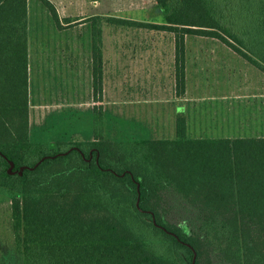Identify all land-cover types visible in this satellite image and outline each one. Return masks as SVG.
I'll return each instance as SVG.
<instances>
[{
  "label": "trees",
  "instance_id": "trees-1",
  "mask_svg": "<svg viewBox=\"0 0 264 264\" xmlns=\"http://www.w3.org/2000/svg\"><path fill=\"white\" fill-rule=\"evenodd\" d=\"M42 2L61 27L55 3ZM156 3L163 22H106L172 32L179 95L188 34L216 38L264 72V0ZM91 18L100 101L103 17ZM29 114V1L0 0V196L19 264H192L195 253V264H264V136L190 137L181 115L174 138H153L102 104L53 113L40 131ZM46 155L8 172L10 160L18 170Z\"/></svg>",
  "mask_w": 264,
  "mask_h": 264
},
{
  "label": "rangeland",
  "instance_id": "rangeland-1",
  "mask_svg": "<svg viewBox=\"0 0 264 264\" xmlns=\"http://www.w3.org/2000/svg\"><path fill=\"white\" fill-rule=\"evenodd\" d=\"M28 1L29 115L34 130L46 123L54 126L53 113L68 116L97 103L91 17L100 15L101 104L124 119L125 126L140 121L153 138H174L177 117L187 120L188 115L190 137L264 136V72L232 48L216 38L188 34L186 86L179 95L174 34L106 22L110 16L163 22L156 0H51L60 13V28L42 0ZM184 94L187 113L177 110ZM108 126H115L111 119ZM14 251L10 201L0 196V264H19Z\"/></svg>",
  "mask_w": 264,
  "mask_h": 264
},
{
  "label": "water",
  "instance_id": "water-1",
  "mask_svg": "<svg viewBox=\"0 0 264 264\" xmlns=\"http://www.w3.org/2000/svg\"><path fill=\"white\" fill-rule=\"evenodd\" d=\"M63 153H65V152H60L59 154H63ZM50 156H52V155H46V156H44V157H42L34 166H26V165H24V166H21L18 170L17 169H14V166H15V164H14V162L12 161V160H10V166H9V168H8V172L9 173H15V172H19L20 174L23 172V170L27 167V168H34L35 166H37L43 159H45V158H47V157H50ZM139 197H138V201H137V203L139 204ZM195 257H196V253H195V255H194V260H193V262H192V264H195Z\"/></svg>",
  "mask_w": 264,
  "mask_h": 264
},
{
  "label": "crops",
  "instance_id": "crops-1",
  "mask_svg": "<svg viewBox=\"0 0 264 264\" xmlns=\"http://www.w3.org/2000/svg\"><path fill=\"white\" fill-rule=\"evenodd\" d=\"M57 12H58V14H59V17H60V13H59V11H58V9H57ZM60 19H61V17H60ZM61 23H62V20H61ZM60 28V27H59ZM102 37H103V32H102ZM102 44L104 45V42H102ZM103 45H102V47H103ZM174 48H175V46H174ZM103 49V48H102ZM78 58V61H79V57H77ZM92 58H93V53H92ZM173 58H175L174 57V52H173ZM77 61V62H78ZM92 61H93V59H92ZM91 73H92V70H91ZM181 97H183V106L182 105H179V106H177V110L179 111V112H186V107H184V104H185V101L184 100H186V97H185V94L183 95V96H181ZM101 99H102V97H101ZM97 103L96 104H98V103H102V101L100 100H98V101H96ZM187 113V112H186ZM187 120H188V128H189V117H188V115H187ZM194 118V117H193ZM195 119V118H194ZM225 137H230V136H225Z\"/></svg>",
  "mask_w": 264,
  "mask_h": 264
}]
</instances>
